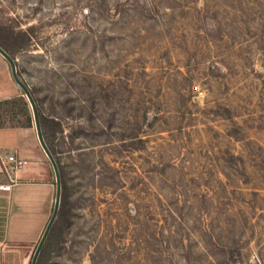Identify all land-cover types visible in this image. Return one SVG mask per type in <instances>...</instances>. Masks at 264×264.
Masks as SVG:
<instances>
[{"label":"rangeland","instance_id":"1","mask_svg":"<svg viewBox=\"0 0 264 264\" xmlns=\"http://www.w3.org/2000/svg\"><path fill=\"white\" fill-rule=\"evenodd\" d=\"M0 35L63 127L40 264H264V0H0Z\"/></svg>","mask_w":264,"mask_h":264},{"label":"crops","instance_id":"2","mask_svg":"<svg viewBox=\"0 0 264 264\" xmlns=\"http://www.w3.org/2000/svg\"><path fill=\"white\" fill-rule=\"evenodd\" d=\"M0 64H4L0 72V101L23 95L9 62L1 54ZM9 155L26 164L18 171L13 190L0 192V264H21L22 258L39 243L53 211L55 173L35 124L0 128L2 181V158Z\"/></svg>","mask_w":264,"mask_h":264},{"label":"trees","instance_id":"3","mask_svg":"<svg viewBox=\"0 0 264 264\" xmlns=\"http://www.w3.org/2000/svg\"><path fill=\"white\" fill-rule=\"evenodd\" d=\"M23 37H26L27 40H29V37L26 33L25 34L23 33ZM15 38L16 37H14V35H8V36L0 35V47H2L14 60L16 58L15 56L16 46L12 40ZM31 94L34 97V100L39 110L40 123H41V128L45 142L49 150L51 151L52 155L54 156L60 170L61 182H62V198L65 199L66 182L65 179L63 178V167L61 166L59 160V152L57 150L55 143L56 136L58 133L63 132V127L59 121L46 116L41 111L37 103V99L35 98L33 92H31ZM33 125H34V119H33L32 110L30 107V103L28 102L24 92L23 95L0 101V128L6 126L32 127ZM64 209L65 207H62L58 212L57 218L42 248L37 264H40L41 259L45 256L47 247L49 246L55 235H57L61 221L60 219L63 218L64 215Z\"/></svg>","mask_w":264,"mask_h":264},{"label":"water","instance_id":"4","mask_svg":"<svg viewBox=\"0 0 264 264\" xmlns=\"http://www.w3.org/2000/svg\"><path fill=\"white\" fill-rule=\"evenodd\" d=\"M0 54L9 62L11 69H12V74H13V78L15 80V82L17 83V85L20 87V89L22 91H24L30 106L32 108L33 111V117H34V124L37 130V134H38V138L40 141V144L42 146V148L44 149L45 153L47 154L54 172H55V176H56V199H55V206H54V210L52 213V216L46 226V229L38 243V246L35 250V253L33 255L32 258V262L31 264H37L38 258L40 256V253L42 251V248L47 240V237L51 231V228L57 218L58 212L60 210V204H61V196H62V182H61V175H60V170L58 167V164L54 158V156L52 155L51 151L49 150L44 136H43V132H42V128H41V123H40V116H39V110L37 107V104L34 100L33 95L31 94L30 89L28 88V86L21 80V78L18 75V70H17V66H16V61L2 48L0 47Z\"/></svg>","mask_w":264,"mask_h":264},{"label":"built area","instance_id":"5","mask_svg":"<svg viewBox=\"0 0 264 264\" xmlns=\"http://www.w3.org/2000/svg\"><path fill=\"white\" fill-rule=\"evenodd\" d=\"M26 164V161L19 160L15 155L2 158L1 174L4 180H0V192H11L17 183L18 171Z\"/></svg>","mask_w":264,"mask_h":264}]
</instances>
